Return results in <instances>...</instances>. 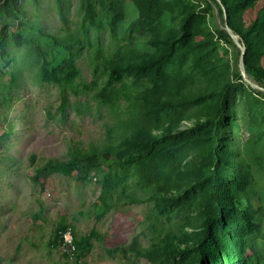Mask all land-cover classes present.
Returning a JSON list of instances; mask_svg holds the SVG:
<instances>
[{
  "label": "rangeland",
  "instance_id": "rangeland-1",
  "mask_svg": "<svg viewBox=\"0 0 264 264\" xmlns=\"http://www.w3.org/2000/svg\"><path fill=\"white\" fill-rule=\"evenodd\" d=\"M227 1L264 70V0ZM17 7L0 4V264H67L54 244L68 225L74 264H264V98L241 76L218 2ZM76 151L141 157L42 171ZM215 172L234 181L238 223L229 208L212 225Z\"/></svg>",
  "mask_w": 264,
  "mask_h": 264
},
{
  "label": "trees",
  "instance_id": "trees-1",
  "mask_svg": "<svg viewBox=\"0 0 264 264\" xmlns=\"http://www.w3.org/2000/svg\"><path fill=\"white\" fill-rule=\"evenodd\" d=\"M256 1H260V0H256ZM18 2L19 0H0V4H2L5 8H11L12 11L14 10L15 12L18 11ZM222 4L224 5L225 9H226V17H227V22L229 24V26L232 28V30L236 33L239 34L235 28L233 27V24H231V17L233 16V14L231 13V9L229 8L228 5V1L227 0H221ZM246 3H248V1H246ZM6 37V31L4 30L1 34H0V42H4V39ZM224 37L226 39H228L227 36L224 35ZM242 42L245 45L246 48V55H245V66H246V73L248 75V77L255 82L256 84H258L260 87L264 88V70L262 68H259L258 66H256L255 64H253L250 61V55H251V44L249 42V40H247V38H245L244 36H242ZM41 53L43 55V71H44V76L47 78H51L52 77V73L49 69V60L46 57V54L44 52V50L41 48ZM65 66L68 69V73L66 74V76L64 77V80L66 82H69L70 80H72L73 75H74V70L73 68L70 66V63H68L67 61H65ZM248 87L254 92L256 93L258 96L263 97L264 98V92L254 89L252 88L249 84H247ZM219 121V119H215L212 123L210 124H217ZM153 150V146L150 145L147 150L140 154V155H144L145 153H149ZM218 153L223 154L224 153V149L220 146L217 148ZM138 157L141 156H136V157H132L129 158L127 160H122L118 157H115L113 154H111L108 151H93L90 153H79V152H74L72 154L71 159L67 162V165L64 164H59V165H53V164H47L45 167H43L42 171H51V170H59V169H63V168H67V171L73 170V171H78L79 173L83 174V175H87L90 172L94 171V170H100L103 168V166L105 165V162L109 161V160H114V162L112 163V166L114 167H119V166H124V165H128L130 164L132 161L136 160ZM220 161L221 158L218 159V164L216 165L217 170H219L220 167ZM213 182H214V191L216 194V203L218 206V211L219 214L214 217L213 221H212V225L213 224H217V222H221L222 220H224V216H225V211L227 209H232V213L233 215L235 214L236 216V222H240L239 219H245L246 215L243 213V210L238 202V200L235 198L234 192H233V186H234V181L232 180H220L219 175L217 174V172H215V175L213 177ZM114 184H109L110 188L113 187ZM227 215V214H226ZM227 219V218H226ZM65 227H62L56 235V242H55V246H59V233L61 231H63ZM76 237V235H75ZM76 240V238H75ZM76 245L78 247L79 250V256H80V244L79 242L76 240Z\"/></svg>",
  "mask_w": 264,
  "mask_h": 264
},
{
  "label": "built area",
  "instance_id": "built-area-1",
  "mask_svg": "<svg viewBox=\"0 0 264 264\" xmlns=\"http://www.w3.org/2000/svg\"><path fill=\"white\" fill-rule=\"evenodd\" d=\"M60 255L65 259L67 264H74L79 257V250L76 245L75 232L72 226H65L63 231L59 233Z\"/></svg>",
  "mask_w": 264,
  "mask_h": 264
},
{
  "label": "water",
  "instance_id": "water-1",
  "mask_svg": "<svg viewBox=\"0 0 264 264\" xmlns=\"http://www.w3.org/2000/svg\"><path fill=\"white\" fill-rule=\"evenodd\" d=\"M218 2V4L221 6L224 16H225V29L227 31V33L229 34V36L231 37V39L233 40V42L236 44V46L240 49L241 55L239 58V70L241 73V76L243 77V79L245 80V82L247 84H249L252 88L263 91L264 92V88L260 87L258 84H256L255 82H253L247 75L246 73V66H245V55H246V48L244 43L240 40V37L234 33V31L232 30V28L229 26L228 22H227V17H226V9L224 7V5L222 4L221 0H216Z\"/></svg>",
  "mask_w": 264,
  "mask_h": 264
},
{
  "label": "clouds",
  "instance_id": "clouds-1",
  "mask_svg": "<svg viewBox=\"0 0 264 264\" xmlns=\"http://www.w3.org/2000/svg\"><path fill=\"white\" fill-rule=\"evenodd\" d=\"M59 247V246H58Z\"/></svg>",
  "mask_w": 264,
  "mask_h": 264
}]
</instances>
